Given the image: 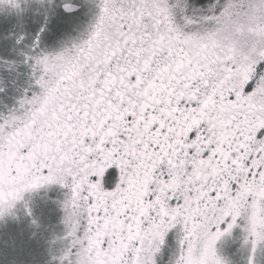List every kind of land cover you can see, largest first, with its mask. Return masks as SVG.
Here are the masks:
<instances>
[{
	"label": "snow or ice",
	"instance_id": "obj_1",
	"mask_svg": "<svg viewBox=\"0 0 264 264\" xmlns=\"http://www.w3.org/2000/svg\"><path fill=\"white\" fill-rule=\"evenodd\" d=\"M0 264H264V0H0Z\"/></svg>",
	"mask_w": 264,
	"mask_h": 264
}]
</instances>
